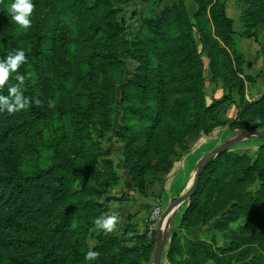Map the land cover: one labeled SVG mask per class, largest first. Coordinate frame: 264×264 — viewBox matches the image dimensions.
I'll return each mask as SVG.
<instances>
[{
  "label": "rangeland",
  "instance_id": "rangeland-1",
  "mask_svg": "<svg viewBox=\"0 0 264 264\" xmlns=\"http://www.w3.org/2000/svg\"><path fill=\"white\" fill-rule=\"evenodd\" d=\"M200 1L32 0L25 31L7 13L13 0H0V50L26 57L11 73L23 85L0 91L25 97L28 85L43 109L0 111V143L38 172L15 184L0 163V264H153L158 236L162 264H176L174 246L177 264L193 248L192 264H264L257 135L211 158L195 202L159 232L212 151L264 131V0ZM195 77L203 87L185 88ZM27 190L44 206L15 211ZM113 214L111 232L96 227Z\"/></svg>",
  "mask_w": 264,
  "mask_h": 264
},
{
  "label": "clouds",
  "instance_id": "clouds-1",
  "mask_svg": "<svg viewBox=\"0 0 264 264\" xmlns=\"http://www.w3.org/2000/svg\"><path fill=\"white\" fill-rule=\"evenodd\" d=\"M34 9L32 0H13L7 13L11 17V23L19 26L20 29L27 31L32 24L31 15ZM26 60L23 49L15 50L9 53L4 59H0V89H3L6 81H8L11 73H17V69ZM15 79L20 85L24 83V76L15 75ZM9 96L0 95V111H7L8 114H13L17 111L25 109L29 105L26 99L20 92L18 86H12L8 89ZM39 103V101H37ZM98 229L106 232H111L116 224V216H100L94 221ZM97 256L95 251H88L85 255L86 260H94Z\"/></svg>",
  "mask_w": 264,
  "mask_h": 264
},
{
  "label": "trees",
  "instance_id": "trees-1",
  "mask_svg": "<svg viewBox=\"0 0 264 264\" xmlns=\"http://www.w3.org/2000/svg\"><path fill=\"white\" fill-rule=\"evenodd\" d=\"M195 3L199 8L202 7V2L200 0H195ZM4 4L5 3H1V6H3ZM108 11H111V10H108ZM9 40H10V38L8 37L6 41H9ZM8 46H9V44H8ZM12 49L13 48L10 47L8 50H3V49L0 50V56L1 57L3 56V58H5L9 53L13 52ZM166 54H167V52H166ZM112 61L116 63V62H118V59L116 60V58H113ZM178 62L179 61L177 59L176 63H178ZM115 63H112V66ZM114 69H115V72H117V73L120 71V69H118V67L116 65H115ZM196 70L199 72V75L203 74V64L201 62H199L198 60H197ZM15 75L16 74H11L9 76L8 81H6L5 84L16 80ZM195 76H197L196 72H195ZM179 83L182 84L183 82L180 81ZM189 83H193L194 85L199 83V87L202 88L204 85V77H201V79H199L198 81H197V77H195V79L192 82H186L185 88L189 87ZM26 86L27 87H26L25 98L28 99V101H29V105L27 107L29 109H31L33 113L35 112V113L41 114L43 109H41V107L34 101V94H33L34 91H32V89H30L28 87V85H26ZM21 91H23V90H21ZM0 95L4 96V92L0 91ZM40 118H45V115L43 114L42 116H40ZM0 144H1L0 145V163L3 167L7 168V173L4 174L5 177H10L15 184H19V183L21 184L23 181H28L31 178H33L35 175H37L38 172L37 173L34 172L33 174H28V173L24 172L23 170L18 169L15 166V159H16L15 157H16L17 148L6 146L4 143H0ZM227 151L228 150L220 153L217 156V158L226 154ZM208 167H209V164L204 169V171L201 175L199 186L196 190V193L191 198V199H193L191 203L195 202V199H196L195 196L197 195L198 189L200 188L202 176L206 175V173H207L206 171H207ZM19 200H20L19 205H17V207L14 208L15 211H17V210L23 211V209L25 211V209L32 208L33 206H38V205L44 206V200H42V197L37 195L36 192H32L31 190H27V192L25 194H23ZM36 212H37V210H36ZM176 251L179 252V256L181 254H183V251L179 247L177 248L174 246L172 248V251L170 253V257H171L172 261L177 264V262H176L177 255L175 254ZM193 253L194 254H192V257H190L189 259L187 258V259L179 260V261L182 264H192L191 258H195V260H199L197 254H196L195 248H193Z\"/></svg>",
  "mask_w": 264,
  "mask_h": 264
},
{
  "label": "water",
  "instance_id": "water-1",
  "mask_svg": "<svg viewBox=\"0 0 264 264\" xmlns=\"http://www.w3.org/2000/svg\"><path fill=\"white\" fill-rule=\"evenodd\" d=\"M251 135H257L259 137H263L264 138V131H256V130H249V131H245L243 134H241L238 138H236L235 140L224 144L220 147H218L217 149H215L214 151H212L208 157H206L205 162L199 166L198 168V172L195 176V180L191 186V188L182 196H180L177 200H175V202L166 210L164 218L161 221L160 224V228H159V232L162 228V226L164 225V223L166 222V219L168 218V216L178 207H180L182 204H184L185 202H187L189 199H191L194 194L196 193V190L199 186L200 183V179H201V175L204 171V169L208 166L210 159L213 157L218 156L220 153L228 150L230 147H232L233 145L241 142L242 140H244L245 138H247L248 136ZM157 245L158 248L156 250V254H155V258H154V263L153 264H162V257H163V250L161 248V240H160V236L157 237Z\"/></svg>",
  "mask_w": 264,
  "mask_h": 264
},
{
  "label": "bare ground",
  "instance_id": "bare-ground-1",
  "mask_svg": "<svg viewBox=\"0 0 264 264\" xmlns=\"http://www.w3.org/2000/svg\"><path fill=\"white\" fill-rule=\"evenodd\" d=\"M176 209H177V208H176ZM172 214H173V212L170 214L169 219L171 218ZM173 216H174V215H173ZM167 219H168V218H167ZM169 224H171V223H169ZM164 225H165V224H164ZM160 231H161V230H160ZM165 232H166V227L163 226L162 231H161V235H165Z\"/></svg>",
  "mask_w": 264,
  "mask_h": 264
}]
</instances>
